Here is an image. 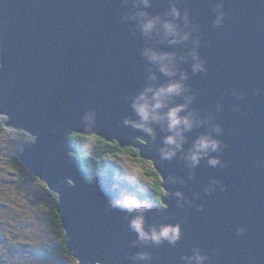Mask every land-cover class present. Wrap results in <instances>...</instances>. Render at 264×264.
Listing matches in <instances>:
<instances>
[{
  "label": "water",
  "instance_id": "water-1",
  "mask_svg": "<svg viewBox=\"0 0 264 264\" xmlns=\"http://www.w3.org/2000/svg\"><path fill=\"white\" fill-rule=\"evenodd\" d=\"M175 2L182 13L178 23L191 36L170 44L160 35L144 36L136 21L124 19L136 11V0H0V115L5 126L35 137L18 160L57 194L63 242L77 264H185L182 256L195 248L207 256L206 264H264V0ZM218 2L225 16L216 27ZM171 3L151 0L146 10L169 19ZM194 39L205 64L196 73ZM146 46L177 54L179 69L188 74L186 94L193 97L186 111L208 120L185 133L184 150L219 125L222 151L212 155L221 165L212 167L205 157L190 168L181 151L162 160L159 146L167 133L159 125H153V138L123 123L137 119L131 98L149 71L156 72L157 84L169 79L141 55ZM183 102V96L172 100ZM92 110L94 120L86 121ZM72 132L132 145L151 162L165 192L145 213V226L179 225L175 244H133L131 215L108 203L120 190L134 191L107 173L87 179L71 155L78 152ZM138 251L150 259L134 262Z\"/></svg>",
  "mask_w": 264,
  "mask_h": 264
},
{
  "label": "clouds",
  "instance_id": "clouds-1",
  "mask_svg": "<svg viewBox=\"0 0 264 264\" xmlns=\"http://www.w3.org/2000/svg\"><path fill=\"white\" fill-rule=\"evenodd\" d=\"M150 3L151 0H136V11L126 15L124 19L136 21L139 31L146 37L160 35L170 44L189 39L191 33L183 31L178 23L182 13L177 7L175 0H172L168 12L165 13V16L170 17L169 19H164L160 15L153 16L147 12L146 9L150 6ZM141 4L143 5L142 8L140 7ZM214 12L213 26L219 27L223 23L225 16L221 3H217ZM187 16L188 13L185 11L183 13L185 27L188 24ZM193 44L196 47L190 53L192 60L191 67L192 71L196 73L205 70V64L197 52L199 40L194 39ZM141 55L149 65H154L160 73L169 79L164 83L157 84L155 83L158 80L156 72L149 71L147 74L148 82L131 98V108L136 114L137 119L133 120L125 117L123 123L140 129L153 138L156 136V130L153 125H159L167 133L163 136L162 143L159 146V154L162 160H171L176 156L178 151H181L183 152V158L187 161L190 168H195L200 160L205 157L208 158L210 166L216 167L217 165H221L219 157L212 155L213 153L222 151V142L219 139L222 129L219 125H212L210 131L201 133L193 141L191 148L187 150L183 148L187 140L185 133L191 131L194 127L207 124L208 120L201 118L197 112L186 111L193 97L186 94L188 88L185 82L188 79V74L179 69L177 54L146 46L142 49ZM179 59L186 60L187 57L180 56ZM260 91V89H257V94ZM180 96L184 97L183 103H172L173 98ZM94 117L95 112L92 110L85 113L84 119L86 121H93ZM83 147L85 150H89L91 145L85 143ZM126 171L128 180L134 184H138L141 178L140 170L128 168ZM152 172L155 174V179L153 180L155 191L157 193H164L165 189L161 186L164 178L156 172L155 167L152 168ZM168 179L170 182H175L174 177L170 176ZM218 183L219 181H213V185ZM114 187H118V185H114ZM223 187L221 185V189ZM211 190V187L205 189L206 192ZM175 195L181 199L183 198V194L179 191ZM159 198V195H157L156 200L159 201ZM179 202L180 200H178ZM108 207L110 209L123 208L127 214L131 215V218L128 220V227L130 231L136 234V240L133 241L134 245L149 242L153 245H159L164 241H167L169 244H175L180 238L179 225L145 226V213L152 209L153 203L148 199H141L135 192L120 190L118 195L109 201ZM237 231L240 232L243 229H238ZM149 259L150 254L146 251H138L132 257L134 262H147ZM182 259L185 261V264H193V262L194 264H206L207 256L199 248H195L191 255L182 256Z\"/></svg>",
  "mask_w": 264,
  "mask_h": 264
},
{
  "label": "rangeland",
  "instance_id": "rangeland-1",
  "mask_svg": "<svg viewBox=\"0 0 264 264\" xmlns=\"http://www.w3.org/2000/svg\"><path fill=\"white\" fill-rule=\"evenodd\" d=\"M33 141L22 130L0 129V264H77L71 252L60 247L52 215L56 199L46 193L42 180L14 161L19 147ZM86 143L96 146L94 138ZM107 162L125 178L126 169H139L141 178L136 185L143 194L150 191L152 180L144 172L151 168L150 161L134 160L124 153L110 155Z\"/></svg>",
  "mask_w": 264,
  "mask_h": 264
},
{
  "label": "trees",
  "instance_id": "trees-1",
  "mask_svg": "<svg viewBox=\"0 0 264 264\" xmlns=\"http://www.w3.org/2000/svg\"><path fill=\"white\" fill-rule=\"evenodd\" d=\"M2 119L3 121H0V129L6 127L4 125L6 118L3 116ZM91 138H94L96 140V146L95 148H90L89 150H85L83 145L86 143L87 139H91ZM69 139L78 149L77 153L71 155L73 158H76L77 160L80 161V167L85 169L87 172V179H94L99 174L107 173L111 177L123 180L131 190H133L143 199H148L155 204H160V198L163 193H157L155 191V188L153 186V180L155 179V174L152 172V168H153L152 166L150 169H146L144 171L151 178L152 182L150 186V191L147 194H143V192L136 184L130 182L127 178L124 177V175L120 171L109 165L107 162V158L110 155L124 154V153L131 155L134 160H139L144 162L145 159L139 157L137 148L133 147L132 145L122 147L116 141H107L101 138L100 136L93 134L83 135L72 132L69 135ZM25 146L26 145H21L18 150L21 152ZM14 161L19 162L16 156L14 157ZM46 193L52 196L57 201V194L49 190L47 187H46ZM157 195H159L160 197L159 201L156 200ZM52 212H53L52 215H53L54 225L57 234L61 237L60 247L64 251H66L67 248L63 243L64 240L63 230L61 228L60 220L55 207L52 209Z\"/></svg>",
  "mask_w": 264,
  "mask_h": 264
},
{
  "label": "bare ground",
  "instance_id": "bare-ground-1",
  "mask_svg": "<svg viewBox=\"0 0 264 264\" xmlns=\"http://www.w3.org/2000/svg\"><path fill=\"white\" fill-rule=\"evenodd\" d=\"M4 117H5V115H3ZM6 118V117H5ZM6 120V119H5ZM13 128H15V127H13ZM15 129H19V130H22V131H24V132H26L27 134H29V135H31L30 133H28L27 131H25L24 129H22V128H15ZM93 135H95V134H93ZM31 136H33V135H31ZM34 137V136H33ZM34 139H35V137H34ZM34 142V141H33ZM33 142H31V143H33ZM30 144V143H29ZM29 144H27V145H29ZM41 180V179H40ZM48 188V187H47Z\"/></svg>",
  "mask_w": 264,
  "mask_h": 264
},
{
  "label": "flooded vegetation",
  "instance_id": "flooded-vegetation-1",
  "mask_svg": "<svg viewBox=\"0 0 264 264\" xmlns=\"http://www.w3.org/2000/svg\"><path fill=\"white\" fill-rule=\"evenodd\" d=\"M53 213V212H52Z\"/></svg>",
  "mask_w": 264,
  "mask_h": 264
}]
</instances>
